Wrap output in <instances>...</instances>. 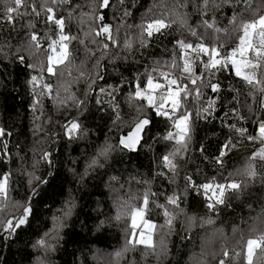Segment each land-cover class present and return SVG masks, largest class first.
<instances>
[{
  "label": "trees",
  "instance_id": "obj_1",
  "mask_svg": "<svg viewBox=\"0 0 264 264\" xmlns=\"http://www.w3.org/2000/svg\"><path fill=\"white\" fill-rule=\"evenodd\" d=\"M204 9L203 0H0V264H248L249 239L258 241L252 264H264V56L253 41L245 56L259 67L249 68V84L231 62L206 67L208 54L197 51L203 44L229 57L239 25L264 15V0H209ZM157 19L168 27L149 36ZM61 35L68 55L49 73ZM159 76L187 86L172 119L135 95ZM152 92L157 105L167 95ZM183 112L186 147L167 139ZM141 118L149 124L139 147L124 148L120 135ZM230 182L240 187L210 204L203 185ZM24 203L25 222L7 240ZM142 205L152 247L132 238V210Z\"/></svg>",
  "mask_w": 264,
  "mask_h": 264
},
{
  "label": "snow or ice",
  "instance_id": "obj_2",
  "mask_svg": "<svg viewBox=\"0 0 264 264\" xmlns=\"http://www.w3.org/2000/svg\"><path fill=\"white\" fill-rule=\"evenodd\" d=\"M14 3L17 6H21L23 3V0H14ZM203 3L205 5L204 10H207V5L209 3V0H203ZM108 5H109V0H102V6L103 7H108ZM6 11L8 13L18 12V8H13V7L9 6V7H7ZM48 11L51 12L52 9H48ZM11 19H12L11 16H9L10 21H11ZM100 19L102 20L103 17L101 16ZM55 23L58 24L61 29H63L64 21L62 19H57L55 21ZM147 27H148V35L151 36L152 30L159 31L161 28L168 27V24L165 23L164 19H157L153 23H150ZM239 27L242 28V30H243V39L240 40V48H239V54L241 55V57L244 56L245 52H251L253 50V38L256 36L259 37V48L256 50V56L257 57L264 56V51H261V49H264V15L260 16L258 20H252L251 22H247V23L241 22ZM102 31L105 34L107 40H109V41L113 40V36H112L111 30L109 27H107V26L103 27ZM96 35H99V32H97ZM32 39L36 40L37 37L35 35H33ZM68 39H69V37L61 35L60 41L62 42L63 52L58 57H55V58L49 57L50 62L54 63L58 60L59 62L62 63L64 61V59L68 55V52H67L68 46L66 43H63V41H66ZM107 46H108L107 44L104 45V47H107ZM180 46L182 48H184L185 50L193 48V45L184 44L183 42H180ZM53 51H55V48H53ZM197 51L201 52V53H207L208 54L209 63L207 65H205L206 67H211V68H217L218 66L224 67L226 64H228V62L230 60L231 63L236 66V75L237 76L241 75L242 64L240 61H237L235 59L237 52H235V51L232 52L231 57H225V58L221 59L219 50L206 47L203 44H201L198 47ZM247 64L249 67H251L253 69H256L257 67H259V65L253 64L251 61H247ZM183 71L184 72L190 71V64H189L188 60H185V62H184ZM48 72L53 73V68L49 67ZM162 75H164V74L162 73ZM243 79L245 81H247L249 84L254 83L255 82V71H253V73L250 75H244ZM192 83L195 84L196 81L193 80ZM173 86L176 87L175 91L171 90ZM159 87H161L160 84H153V81L151 79L148 80V88L149 89H155V88H159ZM168 87H169V91L167 93V96L166 97L165 96L160 97L159 105H156L153 103V96L151 94L144 96L142 94V92L139 90V87L137 88L135 95L139 98L146 99L148 104L156 109L157 115L172 119V114H175L180 109L181 93L183 92V94L185 96H187L188 90H187V86L179 85L177 83L176 79L169 80L168 81ZM211 87H212L213 91H217V89H218V86H216V85H212ZM166 100H169L171 102L170 111L169 110H163V111L161 110L164 108ZM205 111H207V109H205ZM189 121H190V113H187V112L181 113V115L179 117H177L175 120V128L177 129L175 135L170 133L168 135L167 139L172 140L175 138L177 144L181 145V147H186L185 140H186V138H189V131H190ZM148 124H149L148 119H142L136 125L135 131L133 133L129 134V136L126 139H121L120 143L123 145V147L128 148V149H134L136 143H138V141H139L141 131L143 130L144 126L148 125ZM78 128H79V125L76 123H73L71 126V129L69 131H75ZM259 133H260V137L262 139V142H264V123H260ZM249 139H254V138L249 137ZM101 154L106 155L107 149L104 152H102ZM222 155H223V153H222ZM257 155L261 159H264V148H261ZM164 159L167 161L168 157L166 156V157H164ZM246 173L248 175H251V176L255 175L251 166H249V168L246 169ZM210 187H211V185H207V184L203 185L204 189H208ZM225 187L235 190V189H238L240 187V185L236 182H232L226 186L225 185H218L217 189L219 190V189H222ZM220 194L222 197L223 192H221ZM220 202H223L222 199ZM144 203H145V205L147 204V199H145ZM170 203L175 204L176 201L170 200ZM212 206L213 205H210V207H212ZM25 211L30 212L31 209L28 208ZM136 215L137 216L141 215L140 210H137ZM165 215H167V212H165ZM24 222H25V219H20L18 221L19 224H23ZM138 242L140 244L145 245L146 247H152L153 246L151 236H148L147 238H145L143 236V234H141V237H140ZM259 242L264 243V236L260 237ZM40 243H41V245L44 244L43 241H41ZM257 243H258V241L255 239L248 240V242H247L248 264H252V253H253L254 246H256ZM221 264H223V262H221Z\"/></svg>",
  "mask_w": 264,
  "mask_h": 264
},
{
  "label": "rangeland",
  "instance_id": "obj_3",
  "mask_svg": "<svg viewBox=\"0 0 264 264\" xmlns=\"http://www.w3.org/2000/svg\"><path fill=\"white\" fill-rule=\"evenodd\" d=\"M242 39H243V37H242ZM258 39V41H259V37L258 36H256V37H254L253 38V41H255V40H257ZM64 43V42H63ZM254 43V42H253ZM254 45V44H253ZM58 46V47H57ZM53 48H55V51H53ZM239 48H240V43H239V45H238V48L235 50V52H237V55L235 56V59L237 60V61H240L241 62V64H242V67H241V74H246V75H250L251 73H253V71L251 72L250 70H249V66H248V64H247V58H246V56H245V54H246V52L244 53V56L243 57H241V55L239 54ZM63 52V48H62V42H60L59 44H54L53 46H52V53H51V56L50 57H58V56H60V54ZM234 52V51H233ZM232 54V53H231ZM231 54H230V56L229 57H231ZM221 58V57H220ZM229 62H231L230 60H229ZM59 63H61V62H59L58 60L56 61V62H50V67H52L53 68V65H55V64H59ZM233 65V64H232ZM234 66V69H235V71H236V66L235 65H233ZM160 78H161V76H160ZM193 79L195 78V77H192ZM193 81V80H192ZM192 81H190V83H192ZM154 84V83H153ZM160 84V83H159ZM184 84H186V81H185V83ZM183 86V85H182ZM160 88V87H159ZM154 90H156V88L154 89ZM152 91H153V89H152ZM151 90H145V91H141L142 92V94L144 95V96H147V95H149V94H151L152 96H153V103L154 104H156V102H155V95L153 94V92H152ZM167 95H165V97H166ZM157 105V104H156ZM159 105V104H158ZM169 105H171V102L169 101V100H166L165 101V105H164V107L165 106H169ZM170 107V106H169ZM71 129V128H70ZM71 133L73 134L74 133V131H71ZM47 157L49 158V155H47ZM6 175H10V172H8V173H6ZM210 183H215V181H211ZM230 183H232V182H230ZM229 183V184H230ZM207 185H210V184H207ZM221 185H225V184H221ZM4 186H5V178L4 177H2L1 179H0V192H3L4 191ZM218 186V185H217ZM217 186L216 185H212L210 188H208L209 190H210V192L208 193V195H206V197H207V199L209 200V202H210V204H212L213 202L215 203H220V201H221V199H222V197H221V192H223L224 193V191H225V189L227 190V189H229V188H227V187H225V188H222V189H217ZM226 186V185H225ZM27 205L24 203V205H23V207H20V206H18V211L17 212H19V214H20V216H19V218H18V220L14 223L15 224V226H17L18 225V221L20 220V219H24L25 217L23 216V215H21V211H23L24 210V208L26 207ZM143 207H144V205H142L141 207H140V209H133L132 211V219H131V222H132V224H133V226H135V230L133 231V235H132V238L135 240V241H139V239H140V237H141V234H143V236L145 237V238H147L148 236H151V240H152V243L154 242L153 241V239H152V230H153V225H152V223H150V222H147V220L146 219H144V216H143ZM0 221L3 219V217H5L6 216V211L4 210V209H2V207L0 206ZM2 210H4V211H2ZM137 210H140V212H141V215H139V216H137L136 215V212H137ZM10 221V220H9ZM9 223V222H8ZM7 227V226H6ZM5 230H6V228H5ZM6 238V237H5ZM7 239V238H6ZM7 240H9V239H7ZM249 240H251V239H249ZM221 241H223V238L221 239ZM248 242V241H247ZM255 247V246H254ZM252 256H254V252L252 253ZM247 258H248V252H247ZM191 264H196V263H194V262H191Z\"/></svg>",
  "mask_w": 264,
  "mask_h": 264
},
{
  "label": "built area",
  "instance_id": "obj_4",
  "mask_svg": "<svg viewBox=\"0 0 264 264\" xmlns=\"http://www.w3.org/2000/svg\"><path fill=\"white\" fill-rule=\"evenodd\" d=\"M152 81H153L154 84H159V83H160L161 87H160V88H156L157 91H160V92H167V91H168V88H169V87H167V86L164 85V84H161V78H160V76H159V77H156V78H154V79H152ZM167 93H168V92H167ZM16 221H17L16 219L12 220V221L9 223V225L7 226V228H6V230H5V237H6L7 239H11V238H13V237L15 236V231H16V227H17V226H15L14 223H15Z\"/></svg>",
  "mask_w": 264,
  "mask_h": 264
},
{
  "label": "water",
  "instance_id": "obj_5",
  "mask_svg": "<svg viewBox=\"0 0 264 264\" xmlns=\"http://www.w3.org/2000/svg\"><path fill=\"white\" fill-rule=\"evenodd\" d=\"M142 119H146V118H141V119H140L138 122H136V123L131 127V129H129L125 134H121V135H120V141H121V139H126V138L129 136V134L133 133V132L135 131L136 125H137ZM146 126H147V125H145L144 128H143V130L141 131L139 141H138V143H136L135 148H138V147H139V145H140V143H141V141H142L143 134H144V131H145ZM135 148H134V149H135Z\"/></svg>",
  "mask_w": 264,
  "mask_h": 264
}]
</instances>
